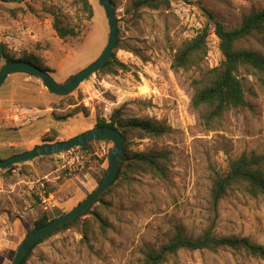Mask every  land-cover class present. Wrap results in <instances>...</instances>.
Masks as SVG:
<instances>
[{
  "label": "rangeland",
  "instance_id": "1",
  "mask_svg": "<svg viewBox=\"0 0 264 264\" xmlns=\"http://www.w3.org/2000/svg\"><path fill=\"white\" fill-rule=\"evenodd\" d=\"M20 1H0V44L8 53L49 68L58 84L100 57L109 28L97 0H87L89 6L74 0ZM112 1L118 38L111 56L126 69L98 71L62 98L48 92L35 76L30 77L38 86L25 83L24 73L7 76L0 86V160L42 145L45 137L56 135L57 142L66 141L93 128L96 121L109 122L118 111L122 118L147 119L167 130L156 139L131 137L128 150L167 151L168 175L163 180L143 172L120 177L89 212L38 244L25 264H141L146 251L158 250L177 230L197 238L210 227L217 237L248 238L264 246V196L233 189L216 212L210 204L215 173L226 172L242 154H264V90L258 77L239 69L248 107L226 113L217 129L207 130L191 108L190 83L219 66L218 40L211 32L198 69L178 73L171 69L177 49L207 25L206 12L232 29L244 15L263 9L264 0H168L137 12L132 10L137 0ZM55 17L75 35L59 39L53 29ZM236 48L264 55V30ZM4 64L0 61V69ZM39 87L43 94L37 93ZM46 98L48 103L39 102ZM48 104L55 125L44 132L48 118L36 123L35 115ZM23 144L28 146L25 151L20 149ZM112 146L111 141L99 140L86 151L76 148L15 164L9 171L0 169V264H11L36 220L63 215L96 189L107 171ZM163 264H264V260L231 249L182 250Z\"/></svg>",
  "mask_w": 264,
  "mask_h": 264
},
{
  "label": "trees",
  "instance_id": "2",
  "mask_svg": "<svg viewBox=\"0 0 264 264\" xmlns=\"http://www.w3.org/2000/svg\"><path fill=\"white\" fill-rule=\"evenodd\" d=\"M0 1L10 3V1ZM110 1L114 7L113 1ZM74 2L89 6L87 0H74ZM165 2L168 4V0H137L132 4V10L137 12L145 7L156 8ZM88 8L91 13V8ZM206 16L207 25L194 38L183 43L175 52L171 62V69L176 73L190 72L198 69L206 58L207 38L211 32L214 33L218 39V49L222 56V61L218 67L203 72L199 78L191 81L190 86L193 94L190 105L197 113L202 126L207 130H215L221 125L226 113L248 107L243 85L238 78L240 68L252 71L258 77L259 83L264 90V55L254 50L236 48L238 42L250 37L253 33L264 30V8L244 15L240 24L232 29H227L223 24L216 21L210 13L206 12ZM53 29L59 39L75 35L74 30L64 27L62 20L57 17L54 19ZM0 61H3L5 64L19 61L25 62L39 68L43 72L52 73L49 68L41 66L36 60L32 61L26 57H14L7 52L3 44H0ZM125 69L126 66L115 60L112 55L99 71L117 73V70ZM56 97L62 98L63 96ZM94 127H108L120 132L123 137V160L111 186L120 177L124 178L130 172L147 173L161 180L167 178L170 162V154L167 151L149 150L147 152H131L128 150L131 137L156 139L164 136L167 130L162 125L147 119H125L116 111L112 114L109 122L99 120L94 123ZM56 138H58L56 135L51 138L45 137L42 143H56ZM78 149L86 151L88 145L85 148ZM5 170L9 171L10 169ZM106 170H108V167ZM106 173L98 181V184L103 181ZM233 189L240 190L251 197L264 196V154H242L228 164L226 172L214 174L210 188V204L213 211H217L219 203ZM101 197L96 203L101 200ZM89 209L42 238L28 250L20 264L26 263L32 250L38 244L59 230L71 226L80 217L89 212ZM51 220L53 219H48L46 216L36 220L33 223L32 232ZM99 222L101 223L100 220ZM219 249L243 251L251 257L264 260V246L256 244L248 238L217 237L213 234L212 227H210L197 238L185 237L177 230L175 235L158 250L146 251L141 264H163L169 257L175 256L182 250L193 252L201 250L217 251Z\"/></svg>",
  "mask_w": 264,
  "mask_h": 264
},
{
  "label": "water",
  "instance_id": "3",
  "mask_svg": "<svg viewBox=\"0 0 264 264\" xmlns=\"http://www.w3.org/2000/svg\"><path fill=\"white\" fill-rule=\"evenodd\" d=\"M5 1L16 2L20 0ZM97 1L101 5L105 14V18L109 28V35L107 44L103 52L95 62H93L91 65H89L79 73L71 76L65 83L62 84L56 83L49 73L43 72L42 70L31 64L20 61L4 64L0 69V86L3 84L6 77L10 74L23 72L40 79L47 91L52 95L67 96L72 94L84 80H86L94 73L98 72L109 60L113 50L116 47L118 38V23L111 1ZM99 140H108L113 144L108 152V170L103 181L96 187V189L92 193H90L74 208L64 213L63 215L51 220L32 233L27 234L24 240L19 244L11 264H20L23 256L28 252V250L31 249L36 243H38L42 238L58 229L59 227L65 225L66 223L72 221L76 217L80 216L96 203V201L102 196V194L105 193L111 186L114 178L119 171L120 165L123 160L124 143L122 134L120 132L108 127H93L66 141L35 146L29 151L10 156L5 160H0V169H9L15 164L26 162L35 158L55 156L76 148H85L90 143Z\"/></svg>",
  "mask_w": 264,
  "mask_h": 264
},
{
  "label": "crops",
  "instance_id": "4",
  "mask_svg": "<svg viewBox=\"0 0 264 264\" xmlns=\"http://www.w3.org/2000/svg\"><path fill=\"white\" fill-rule=\"evenodd\" d=\"M35 80H37V79H33V77H30L29 75L27 76V77H25L24 79H23V81L25 82V83H28V82H30V83H32V84H35V85H37L38 86V83H37V81H35ZM37 93H39V94H43V91H42V88L40 89V87L39 88H37ZM42 96V95H41ZM56 97V96H55ZM49 100H50V98H46V99H41V100H39V102H41V101H43V102H49ZM44 105V104H43ZM50 109H51V107H50V105L48 104V106H46V108L45 109H43V110H41V109H37V112H38V114L37 115H35V122L36 123H38L41 119H45V118H48V119H45L44 121L47 123V125H49V127L51 126V128L49 129V127L47 128V129H45L44 130V132H47V131H50L53 127H54V123H53V113H52V111H50ZM29 123L30 122H28L27 124L29 125ZM46 124H44V125H42V127L43 126H45ZM27 125H24L23 127H26ZM43 144V143H42ZM26 148H28V146L27 145H24L23 144V146H21L20 147V149L22 150V151H25V149ZM32 148H34V147H32ZM32 148H30V150L32 149ZM29 151V150H28ZM13 156V155H12ZM31 184H33V182H31Z\"/></svg>",
  "mask_w": 264,
  "mask_h": 264
},
{
  "label": "built area",
  "instance_id": "5",
  "mask_svg": "<svg viewBox=\"0 0 264 264\" xmlns=\"http://www.w3.org/2000/svg\"><path fill=\"white\" fill-rule=\"evenodd\" d=\"M212 36L214 37V38H216V36L214 35V33H212ZM217 39V38H216ZM218 40V39H217Z\"/></svg>",
  "mask_w": 264,
  "mask_h": 264
}]
</instances>
